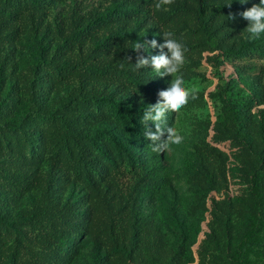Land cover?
<instances>
[{"label": "rangeland", "instance_id": "obj_1", "mask_svg": "<svg viewBox=\"0 0 264 264\" xmlns=\"http://www.w3.org/2000/svg\"><path fill=\"white\" fill-rule=\"evenodd\" d=\"M20 2L0 0V264L10 246L15 264H241L244 244L264 239V56L238 52L264 43L246 39L240 16L260 0ZM115 6L124 13L97 22ZM165 31L198 91L167 114L183 142L158 154L108 100L139 110L160 99L171 76L137 70L132 47ZM47 230L72 243L40 240ZM245 259L264 264V245Z\"/></svg>", "mask_w": 264, "mask_h": 264}, {"label": "clouds", "instance_id": "obj_2", "mask_svg": "<svg viewBox=\"0 0 264 264\" xmlns=\"http://www.w3.org/2000/svg\"><path fill=\"white\" fill-rule=\"evenodd\" d=\"M240 2L245 3L246 0H240ZM173 3L174 0H157L155 8L162 10L165 6ZM240 16L248 22L245 28L246 39L250 42L260 39L261 35L264 34V0H260L259 4H253L252 7L240 13ZM230 18L235 19V16ZM163 38L164 42L159 44L156 39L137 40L132 47L137 53L134 64L137 70L147 68L150 65L157 76H171L172 78L167 89L159 91L160 99L155 104L147 105L141 120V123L145 125V138L151 141L149 147L152 152L158 154L167 151L171 145H179L183 142L184 137L178 128L167 125V114L180 112L190 99L197 98L198 91L195 87H186L185 80L180 73L185 63V46L175 38L171 31L163 32ZM149 48H159L160 53L150 57L139 54L142 50L148 51ZM149 121L155 125V132L147 127ZM165 133L167 137L162 139Z\"/></svg>", "mask_w": 264, "mask_h": 264}, {"label": "trees", "instance_id": "obj_3", "mask_svg": "<svg viewBox=\"0 0 264 264\" xmlns=\"http://www.w3.org/2000/svg\"><path fill=\"white\" fill-rule=\"evenodd\" d=\"M6 3L10 4V5H15V6H19L21 4L20 0H6ZM124 13V10L121 7L115 6L112 10L106 12V13H102L101 15H99L98 17V21L97 22H105L106 20H108L111 16H119L121 14ZM247 49L253 50L258 52L261 56H264V43L262 42H258L257 45H253L251 47H243L241 48L238 52H243L246 51ZM134 54L137 53L135 51H133ZM230 54L235 53L234 51L229 50L228 51ZM140 55H147V51H141L139 53ZM108 104L110 106L111 111L113 112L116 120L118 123H120L123 127L125 132L127 133L128 136L130 137H134V138H138L139 140H144L145 139V125H143L141 123L142 117H143V111L145 110L146 107H142L141 109H135L134 106L132 105H128V104H118L117 102L109 99L108 100ZM147 127L150 128L153 132H155V125L149 121L147 124ZM164 137H162L163 139ZM150 141V140H149ZM125 154L129 160V162L132 165V168L135 171H142V170H146L145 168V163L141 160L138 159V161L134 160L133 155L134 153L129 149L126 148L125 149ZM150 172V169H147ZM154 171V169H152ZM149 174V173H148ZM159 180V178H156V174L154 173L152 175V177H150V183H152L154 186L157 183V181ZM210 185H213V178L210 177L209 179ZM22 182L20 181V184ZM148 183V184H150ZM249 189L251 191V193L256 197V199H258V194L256 193V191L254 190V182H249ZM260 207V203H258V208ZM137 224V223H136ZM135 234H138V229L135 230ZM38 238L42 241H46L48 243H51L53 241H51V239H55L57 240L61 247H69L70 244L72 243L73 238L70 236H60V235H56L53 234L51 232L44 231V232H39L38 233ZM252 244H258V245H264V239L262 240H257V241H252V242H247L244 244L241 253H240V259H241V264H249L246 259V251L249 248V246H251ZM11 252L8 255V259L4 264H15V259H16V249L11 247Z\"/></svg>", "mask_w": 264, "mask_h": 264}]
</instances>
